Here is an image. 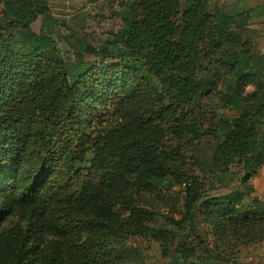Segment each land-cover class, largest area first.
Returning a JSON list of instances; mask_svg holds the SVG:
<instances>
[{"label": "trees", "instance_id": "obj_1", "mask_svg": "<svg viewBox=\"0 0 264 264\" xmlns=\"http://www.w3.org/2000/svg\"><path fill=\"white\" fill-rule=\"evenodd\" d=\"M232 21L208 0H139L102 52L75 39L77 54L99 62L72 63L44 51L55 46L57 23L46 0H0V219L25 221L0 233L1 264H140L131 238L166 254L179 227L263 214L260 205L240 210L237 194L203 199L180 164L212 133L222 138L210 171L236 164L247 189L264 165V54L239 41ZM253 85L256 102L245 94ZM214 94L231 120L208 124ZM167 179L186 196L175 228H159L141 199ZM187 242L172 264H194Z\"/></svg>", "mask_w": 264, "mask_h": 264}, {"label": "rangeland", "instance_id": "obj_2", "mask_svg": "<svg viewBox=\"0 0 264 264\" xmlns=\"http://www.w3.org/2000/svg\"><path fill=\"white\" fill-rule=\"evenodd\" d=\"M46 1L57 23L55 34L51 38L55 46H47L44 51L51 57L73 63L79 60L99 62L100 58L92 55L77 54L73 48L75 39L102 52L112 36L120 30L122 16L127 8L139 0ZM208 9L232 15L233 23L230 28L239 41L249 42L252 48L264 54V0H208ZM240 23L245 24V27L238 28L237 24ZM41 26L39 19L32 25V29L39 34ZM12 38L19 50L25 47L26 41L20 32H13ZM225 86V82L221 83L218 90L224 92ZM245 94L250 102H256L260 99L261 91H256V85H253L245 89ZM204 109L208 124L217 119L231 120L235 116L230 110L220 107L219 95L215 94L206 99ZM261 134L264 141V127L261 128ZM221 138L220 134H205L198 149L188 151V160L180 162L182 168L199 186L203 199L237 194L242 197L240 210L248 212L252 210V205H260L263 214L251 212L247 218L229 220L215 214L213 221L208 224L201 220V225L194 228L193 232L189 228L179 227L180 229L175 230L173 243L167 245L166 254L162 253L160 243L131 238L129 244L140 252V264H172L176 257L175 247L186 240L190 247L196 249L193 259H190L194 264H264V170L261 172L263 177L257 173L247 189L241 184L243 172L236 164L231 165L224 174L210 171L212 153ZM170 143L173 144V141ZM157 187L155 194H146L141 199L158 213L156 225L159 228L169 224L175 228L173 223L180 222L185 214L184 186L173 185L167 179ZM163 216L167 218V222ZM218 223L221 225L219 230L215 227ZM24 226L25 221L14 214L0 219V233ZM204 255L209 259H203Z\"/></svg>", "mask_w": 264, "mask_h": 264}, {"label": "crops", "instance_id": "obj_3", "mask_svg": "<svg viewBox=\"0 0 264 264\" xmlns=\"http://www.w3.org/2000/svg\"><path fill=\"white\" fill-rule=\"evenodd\" d=\"M67 3V2H66ZM262 169L264 170V165L259 169L258 173H260V176L263 177Z\"/></svg>", "mask_w": 264, "mask_h": 264}, {"label": "built area", "instance_id": "obj_4", "mask_svg": "<svg viewBox=\"0 0 264 264\" xmlns=\"http://www.w3.org/2000/svg\"><path fill=\"white\" fill-rule=\"evenodd\" d=\"M66 4H68V3H66Z\"/></svg>", "mask_w": 264, "mask_h": 264}]
</instances>
